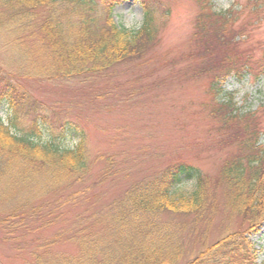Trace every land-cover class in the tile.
I'll use <instances>...</instances> for the list:
<instances>
[{
	"label": "rangeland",
	"instance_id": "374dc122",
	"mask_svg": "<svg viewBox=\"0 0 264 264\" xmlns=\"http://www.w3.org/2000/svg\"><path fill=\"white\" fill-rule=\"evenodd\" d=\"M145 2H151L157 14L168 11L169 18L155 45L147 46L135 59L123 60L113 72L85 79L26 82L38 100L57 105L62 116L67 115L64 119L75 123L76 129L82 132L88 172L80 189L76 184L63 185L62 182L57 187L63 185L61 190L47 193L40 192L43 183L36 184L39 177L30 183L29 188L24 186L25 189L7 203V208L13 207L23 197L35 205L59 200L64 202L67 196L79 191L80 197L70 215L83 213L89 207L93 213H97L98 210L115 207L136 184L147 182L165 167L182 162L194 167L199 172L200 183L205 185L201 192L204 198L201 212L195 215L186 210L180 211L178 201L172 199L161 210L154 208L151 213L139 212L137 216H142L144 225L150 228V236L159 232L163 236L166 230H170L182 245L177 264H195L194 259L202 251L214 247L229 234L239 233L254 250L250 264H264V156L258 165V190L262 194L257 208L251 206V199H247L240 213L233 206L232 209L227 201L228 188L222 177V171L229 164L233 152L238 150L239 142L247 140L242 126L252 124V128L264 132V98L258 101L254 110L247 112L232 104L240 113H251V120L233 118L225 123V119L213 111L214 102L209 101L206 71L229 54L250 63L262 62L264 0H209L215 12H226L216 11L217 3L232 4L229 9L232 14L228 25L230 32L223 38L220 36V39L216 38V31L210 27L204 39L200 38L197 18L204 20L201 13L205 0ZM256 3L260 5L254 10ZM130 7L143 11L140 1L122 0L112 12ZM2 44H7L6 54H16L10 48L12 44L0 38ZM144 46V40L139 42L140 50ZM199 54L214 55L211 60H202L197 57ZM214 57L218 60L212 61ZM0 66L12 75L17 73L6 65L1 56ZM262 74L255 77L251 73L241 80L227 77L221 82L224 95H232L226 90L227 83H240L252 76L258 84L264 80ZM4 113L0 107L3 119ZM62 120L60 117L58 122ZM76 136L74 133L72 138ZM72 138L68 145L76 142L77 138ZM260 146L264 150V145ZM1 176L0 197L12 188L6 185ZM189 181L184 180L176 186L172 195L187 197L192 194L197 181L194 180V185ZM119 208L115 207L113 212L116 213ZM2 211L0 204V213ZM200 215L202 218L199 219L197 216ZM252 215L258 216L257 220L250 222V217H244ZM72 218L67 216L64 218L67 221L61 220L36 234H28L23 239L26 245L20 248L15 249L13 245L0 242V264H30L31 255L35 252L42 255L44 260L41 262L47 263L77 255L79 249L76 244L55 238L58 230L65 228ZM35 239L57 241L39 249L36 242L33 243Z\"/></svg>",
	"mask_w": 264,
	"mask_h": 264
},
{
	"label": "trees",
	"instance_id": "16d2710c",
	"mask_svg": "<svg viewBox=\"0 0 264 264\" xmlns=\"http://www.w3.org/2000/svg\"><path fill=\"white\" fill-rule=\"evenodd\" d=\"M121 1L0 0V38L12 44L10 48L16 53L6 54L7 44H2L0 56L7 66L17 72V76L12 75L0 66V107L4 109L6 119L0 115V175L6 185L14 189L0 197L3 206L0 242L20 248L26 245L23 239L28 234H36L66 220L67 216H73L65 228L58 230L55 238L73 242L79 252L71 258L48 261L50 264H177L176 259L182 250L180 242L170 230H166L163 236L160 232L150 236V228L144 225L142 216L137 215L139 212L151 213L154 208L161 210L170 199L178 201L180 211L186 210L195 215H199L203 207L201 192L205 185L200 183L199 172L189 164L178 162L154 174L147 182L133 186L125 198L116 203L115 207H120L116 213L113 212L115 207L98 210L97 213L89 207L83 213L70 215L80 197L79 191L67 196L64 202L59 200L35 205L23 197L13 207L7 208L8 202L39 177L36 184L43 183L41 193L61 190L66 183L76 184L78 189L84 185L88 172L84 135L76 129L75 123L64 119L67 115L62 116L57 105L38 100L26 82H65L113 72L123 60L135 59L147 46L155 45L168 21L169 12L159 13L167 20L158 28L149 27L142 34H128L109 23L112 10ZM135 1H140L149 17L157 14L151 2ZM259 5L254 4L253 9L257 10ZM230 14V10L213 11L209 0H205L201 13L204 20L197 18L200 38L204 39L208 34V27L216 31V38L229 34ZM142 40L145 46L140 50L138 44ZM212 55L199 54L197 57L211 60ZM215 57L212 61L218 60ZM221 59L206 70L207 94L209 101L214 102L212 109L225 119V123L233 118L245 121L252 117L251 113H240L230 102L221 104L215 99L224 95L221 82L227 77L241 80L251 73L255 77L263 75L264 59L261 63H250L231 54ZM60 117L63 120L58 122ZM242 129L247 140L239 142L238 150L233 152L229 164L222 171L228 188V204L240 210L238 213L247 199H251V206L256 208L261 201L258 165L264 156V150L257 144L260 132L252 128V124L242 126ZM74 133L77 140L68 145ZM251 138L255 142L251 143ZM45 171L49 173H43ZM184 180L197 181L194 192L187 197L172 195L173 189ZM62 182L64 184L57 188ZM201 215L197 217L200 219ZM253 215L244 217H250L248 220L253 222L258 218ZM56 241L35 239L33 243L36 242V247L42 249ZM253 253L252 246L239 233L229 234L214 247L202 251L193 262L250 264ZM31 260L30 264H48L41 262L44 259L36 252L31 255Z\"/></svg>",
	"mask_w": 264,
	"mask_h": 264
},
{
	"label": "clouds",
	"instance_id": "9594fccd",
	"mask_svg": "<svg viewBox=\"0 0 264 264\" xmlns=\"http://www.w3.org/2000/svg\"><path fill=\"white\" fill-rule=\"evenodd\" d=\"M231 7V2L217 3L215 10L228 11ZM166 20L167 18L161 17L156 13L149 17L144 11L133 7L114 11L109 17V23L113 25L115 29L128 34H142L146 28H158L163 25ZM225 87L232 95L230 97L219 95L216 97L215 101L221 104L230 102L237 109H241L245 112L254 110L258 106V101L264 98V80L257 84L255 78L252 76L247 77L240 83H227ZM5 107H7V105ZM257 144L264 145V132L258 135ZM189 183L194 185V180L189 181Z\"/></svg>",
	"mask_w": 264,
	"mask_h": 264
}]
</instances>
